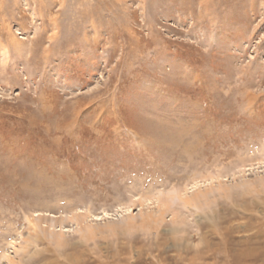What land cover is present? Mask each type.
I'll return each mask as SVG.
<instances>
[{
    "label": "rangeland",
    "instance_id": "374dc122",
    "mask_svg": "<svg viewBox=\"0 0 264 264\" xmlns=\"http://www.w3.org/2000/svg\"><path fill=\"white\" fill-rule=\"evenodd\" d=\"M0 264H264V0H0Z\"/></svg>",
    "mask_w": 264,
    "mask_h": 264
}]
</instances>
